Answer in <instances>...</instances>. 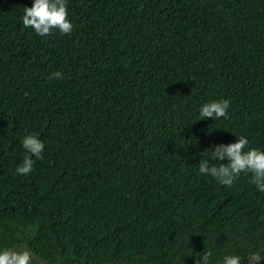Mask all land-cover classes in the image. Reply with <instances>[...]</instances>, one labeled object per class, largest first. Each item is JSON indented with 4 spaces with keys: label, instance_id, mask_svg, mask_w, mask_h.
Wrapping results in <instances>:
<instances>
[{
    "label": "trees",
    "instance_id": "1",
    "mask_svg": "<svg viewBox=\"0 0 264 264\" xmlns=\"http://www.w3.org/2000/svg\"><path fill=\"white\" fill-rule=\"evenodd\" d=\"M0 264H264V0H0Z\"/></svg>",
    "mask_w": 264,
    "mask_h": 264
}]
</instances>
